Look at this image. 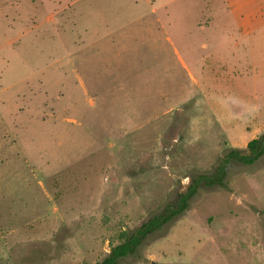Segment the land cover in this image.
<instances>
[{
	"label": "rangeland",
	"instance_id": "rangeland-1",
	"mask_svg": "<svg viewBox=\"0 0 264 264\" xmlns=\"http://www.w3.org/2000/svg\"><path fill=\"white\" fill-rule=\"evenodd\" d=\"M233 1L0 15V264H98L264 133V24L239 38ZM249 243H264V156L231 162L119 264H227L258 257Z\"/></svg>",
	"mask_w": 264,
	"mask_h": 264
},
{
	"label": "trees",
	"instance_id": "trees-1",
	"mask_svg": "<svg viewBox=\"0 0 264 264\" xmlns=\"http://www.w3.org/2000/svg\"><path fill=\"white\" fill-rule=\"evenodd\" d=\"M264 156V133L248 142L244 149L231 150L219 164L212 175H200L193 178L185 193L178 196L174 204L167 205L163 212L155 215L137 229L132 235H126L124 240L113 247L110 253L98 264H119L120 260L133 254L142 242L151 234L160 231L176 217L182 215L189 207L190 201L197 195L202 185L207 187H225L228 166L236 161L244 165H252Z\"/></svg>",
	"mask_w": 264,
	"mask_h": 264
},
{
	"label": "crops",
	"instance_id": "crops-1",
	"mask_svg": "<svg viewBox=\"0 0 264 264\" xmlns=\"http://www.w3.org/2000/svg\"><path fill=\"white\" fill-rule=\"evenodd\" d=\"M87 0H0V15L4 18H28L31 19L37 18H46L48 12H51L54 8H61V9H69L72 7H76ZM234 4H236L239 8L240 14L238 17V23L244 27V34H241L239 38H244L247 34H249L253 27L261 26L264 24V0H234ZM259 3V4H258ZM44 7L47 10L46 12L43 11L40 13L30 12L28 9L30 7ZM4 9V10H3ZM56 18V16H51V19ZM227 36V37H226ZM225 39L228 37L231 38L232 35H226ZM238 38V39H239ZM230 44H226L225 47L222 49L224 50ZM206 46V45H205ZM204 46V47H205ZM216 52H214L215 54ZM248 246L245 247L246 249H260V255L257 257H235V261L229 260L228 257H225V262L227 264H264V243H260L259 245L255 246L254 244H247ZM240 248V247H237ZM255 251V250H254ZM238 262V263H237Z\"/></svg>",
	"mask_w": 264,
	"mask_h": 264
},
{
	"label": "water",
	"instance_id": "water-1",
	"mask_svg": "<svg viewBox=\"0 0 264 264\" xmlns=\"http://www.w3.org/2000/svg\"><path fill=\"white\" fill-rule=\"evenodd\" d=\"M152 264H154V263H152Z\"/></svg>",
	"mask_w": 264,
	"mask_h": 264
}]
</instances>
